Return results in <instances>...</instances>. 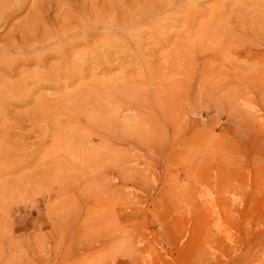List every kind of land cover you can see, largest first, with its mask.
Masks as SVG:
<instances>
[{
    "label": "rangeland",
    "instance_id": "1",
    "mask_svg": "<svg viewBox=\"0 0 264 264\" xmlns=\"http://www.w3.org/2000/svg\"><path fill=\"white\" fill-rule=\"evenodd\" d=\"M3 1L0 57L33 59L0 67V264H264V0H202L82 70L86 44L3 47L45 0Z\"/></svg>",
    "mask_w": 264,
    "mask_h": 264
},
{
    "label": "bare ground",
    "instance_id": "2",
    "mask_svg": "<svg viewBox=\"0 0 264 264\" xmlns=\"http://www.w3.org/2000/svg\"><path fill=\"white\" fill-rule=\"evenodd\" d=\"M201 1L202 0H82V2H79L78 0H72L73 5L70 6L74 7L75 5H79L78 7H74L78 9V16L75 17L72 21L68 20L62 22L61 24L57 23L56 30L53 33L41 35L40 38H37L35 31L40 32L38 27V23L40 22V20H45L47 18L49 19L48 16L53 11H56V14L61 13L62 11L65 13L64 9L66 7H69V5L65 3V0H45L41 6H38L31 12L32 18L28 23L23 25V32L20 35L19 41H16L15 38H10L9 40H7L9 43L4 45L3 47H18L23 49L35 46L41 47L46 46L52 40L63 42L64 44H62V46L65 47V49L66 47L68 49L69 47H78L83 44L88 45L87 50H83L82 53L75 55L73 61L78 62V66L73 67L71 70H74L76 68L82 70L83 66H80L79 64L81 62L82 65L89 63V61L103 62L104 59L101 58V55L105 50L124 49V51L126 50L129 54V57L127 59L133 61L137 57L135 55L139 52V49L141 47V45L136 41L137 39L135 40V38H139L143 34L152 36L156 33H159L167 21L172 20V22H176L177 24V22H179L181 19H189L191 16H194V12H197L193 11V7L199 4V2ZM87 3H91L92 5L87 7ZM3 6L4 5L0 6V18L2 9H7ZM42 26L44 27V23L42 24ZM90 38H94L93 40H95V38H97L96 40H98L99 38V40L97 42L95 41L96 43L94 42L90 44ZM115 51L116 50H114V52ZM63 54L64 51L62 50L59 53L54 52V55H58L62 59L64 58ZM47 57H49L47 54H41L35 56L34 59L41 63L45 59H47ZM71 57L74 56L71 55ZM29 58L30 59L17 58L9 61L5 58L0 57V67L5 66L11 68L18 64H28L33 59V57ZM117 60L118 59H116L115 61ZM65 72L68 73V71ZM57 75L60 76V73L58 72ZM3 83L5 85V81ZM0 85L3 86V84L1 83ZM2 158L4 157L2 156Z\"/></svg>",
    "mask_w": 264,
    "mask_h": 264
}]
</instances>
